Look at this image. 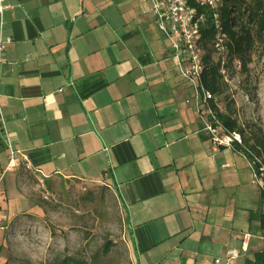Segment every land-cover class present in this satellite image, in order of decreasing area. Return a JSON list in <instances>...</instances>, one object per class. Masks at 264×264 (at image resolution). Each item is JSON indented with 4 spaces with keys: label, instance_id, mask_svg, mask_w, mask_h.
Here are the masks:
<instances>
[{
    "label": "crops",
    "instance_id": "1",
    "mask_svg": "<svg viewBox=\"0 0 264 264\" xmlns=\"http://www.w3.org/2000/svg\"><path fill=\"white\" fill-rule=\"evenodd\" d=\"M4 4L3 35L12 41L1 68L0 174L7 138L17 159L5 172L11 181L29 174L111 189L135 264L211 263L232 249L241 257L231 264H245L263 249L264 205L249 161L202 130L192 89L147 5ZM6 193L0 185L3 224L41 213L20 192L14 200L24 208L9 206Z\"/></svg>",
    "mask_w": 264,
    "mask_h": 264
},
{
    "label": "rangeland",
    "instance_id": "2",
    "mask_svg": "<svg viewBox=\"0 0 264 264\" xmlns=\"http://www.w3.org/2000/svg\"><path fill=\"white\" fill-rule=\"evenodd\" d=\"M212 57L221 62L228 87L224 95L216 97L219 111L230 107L239 123H253L264 134V41L246 53L245 63L230 60L224 47ZM0 185L7 192L9 206L24 208L17 204L19 199L14 200L20 192L41 210L1 224L0 264H135L125 218L111 189L42 183L29 174L11 181L6 173Z\"/></svg>",
    "mask_w": 264,
    "mask_h": 264
},
{
    "label": "built area",
    "instance_id": "3",
    "mask_svg": "<svg viewBox=\"0 0 264 264\" xmlns=\"http://www.w3.org/2000/svg\"><path fill=\"white\" fill-rule=\"evenodd\" d=\"M142 4L147 5L148 11L155 20L158 32L168 43L173 52V58L177 62L178 72L181 78L189 83L192 89V103L199 115L202 124V130L209 136L213 145L234 148L241 146L242 141L239 134L235 132H226L217 119L211 103L216 102V98L206 91L201 85V74L203 71V50L199 46L201 38L200 28L204 25L206 17L204 12L198 8L208 9L213 13L214 19H217L214 11L216 9L215 0H140ZM5 0H0V82L1 68L4 63V52L12 39L3 35V11L6 8ZM193 3V4H192ZM223 36L217 35L214 41L215 52L223 50ZM221 69V73H222ZM223 74V73H222ZM0 133H4V117L0 106ZM6 140V146L9 152V158L5 170L0 174V182L3 174L17 166L15 152L10 142ZM250 155L249 166L251 168V183L255 185L260 194L263 195L264 205V165L259 158ZM25 169H29L24 164ZM264 215V212H263ZM7 221V216L0 210V227ZM247 236H244V240ZM244 248V247H242ZM245 251V250H243ZM241 257V252L229 250L223 259L216 258L213 263L203 264H231Z\"/></svg>",
    "mask_w": 264,
    "mask_h": 264
},
{
    "label": "trees",
    "instance_id": "4",
    "mask_svg": "<svg viewBox=\"0 0 264 264\" xmlns=\"http://www.w3.org/2000/svg\"><path fill=\"white\" fill-rule=\"evenodd\" d=\"M198 10L204 12L206 17L204 25L200 28L199 41L203 50L201 85L216 98L224 95L228 87L221 73V62L214 61L212 57L215 52V37L223 36V46L231 56L230 60L236 58L245 63L246 53L257 42L264 41V0H217L214 11L217 19H214L213 13L208 9ZM211 106L222 128L226 132L240 135L242 144L235 149L242 152L247 159H250L247 151L250 152L264 165V134L261 129L253 123H239L235 111L230 107L221 112L216 102L211 103ZM257 218L264 243L263 213H259ZM245 264H264V247L253 254L252 260H246Z\"/></svg>",
    "mask_w": 264,
    "mask_h": 264
}]
</instances>
